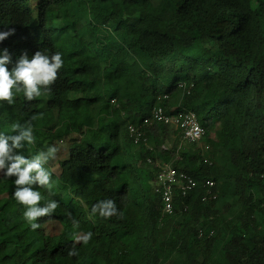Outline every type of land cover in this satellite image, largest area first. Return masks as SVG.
Returning <instances> with one entry per match:
<instances>
[{"label":"trees","instance_id":"16d2710c","mask_svg":"<svg viewBox=\"0 0 264 264\" xmlns=\"http://www.w3.org/2000/svg\"><path fill=\"white\" fill-rule=\"evenodd\" d=\"M95 1L100 25L117 36L99 43L100 54L95 46L74 48L76 37L83 41L78 32L87 31L71 17L64 21L73 33L59 48L51 17L65 19L73 0H40L35 26L25 0H0V31L14 29L0 42L9 69L37 50L60 52L64 61L50 92L0 102V132L43 114L31 121L39 150L16 151L27 158L69 143L58 174L46 165L52 188L38 189L59 207L35 231L12 197L15 178L0 175V264H264V0ZM157 106L193 112L204 137L186 143L172 126L154 124L134 145L128 127ZM47 112L55 118L49 126ZM99 120L103 141L95 140ZM121 142L135 148L132 163L112 154ZM156 162L213 181L217 198L203 201L207 190L199 185L186 197L176 193L174 213L163 216L160 197L146 187ZM105 199L122 219L92 213ZM51 223L61 231L48 234ZM89 231L91 241L68 256L74 235Z\"/></svg>","mask_w":264,"mask_h":264},{"label":"clouds","instance_id":"9594fccd","mask_svg":"<svg viewBox=\"0 0 264 264\" xmlns=\"http://www.w3.org/2000/svg\"><path fill=\"white\" fill-rule=\"evenodd\" d=\"M12 34L14 29L0 31V42ZM10 63L12 60L7 49L0 50V102L11 106L18 94H22L26 101L31 102L50 92L64 61L60 52L49 55L45 51L37 50L31 58L26 53L21 54L11 69L7 67ZM42 115H33L30 120L13 124L11 134L0 132V175L4 178H15L12 197L17 204L23 206V219L33 231L41 227L37 223L40 218L51 216L59 207L58 201L52 198L45 200L38 190L52 188V174L46 165L56 158L59 149L50 145L46 150L27 158L16 151L35 143L31 121L42 118ZM91 211L105 219L113 216L123 218V212L118 210L116 202L112 199L96 202ZM71 223L73 229L80 227L75 219H72ZM92 236L90 231L76 233L67 255L78 256L76 244H88Z\"/></svg>","mask_w":264,"mask_h":264},{"label":"rangeland","instance_id":"374dc122","mask_svg":"<svg viewBox=\"0 0 264 264\" xmlns=\"http://www.w3.org/2000/svg\"><path fill=\"white\" fill-rule=\"evenodd\" d=\"M27 2V5L30 8L31 11V17H32V21H33V25H36V19H37V5L38 2L40 0H25ZM96 8V1L95 0H73V3H71L70 5H68L65 8V11H67V15L65 16V19L59 17L57 14H53L54 16L51 17L53 18L54 22H53V29H54V33H55V40L59 46V48L63 49L65 47V41L67 39V37L72 34L73 32V28L71 29H67L65 28L66 25V21L64 20H68L70 17L72 18L73 23L75 24H82V26L85 28V30L87 32H78L79 34L84 35L83 36V41L81 42L79 37L75 38L74 42H73V46L74 48H78L84 45V47H89L91 48L92 46H95V51H97L96 53L100 54L101 50H103L102 48H100L99 43L102 42H114L115 40H117V36L114 32H112V30L110 29L111 27H107V26H101L100 25V19L102 18V15H99L98 18L94 15V10ZM110 26V25H109ZM79 29V27H78ZM84 33V34H83ZM94 36V40L93 37ZM82 37V36H81ZM93 51V52H95ZM22 94H18L17 97H22ZM39 98V97H38ZM55 105L58 104V98H53ZM55 113L54 115H57L56 110H54ZM46 124L52 125L53 122L55 121L54 116L52 115L51 112H47L46 114ZM66 117H64L63 115H61V113H59V120H65ZM4 121V117L0 116V122ZM41 128V125H40ZM11 134V132L9 133ZM78 136L76 134H72L70 137V140L73 141L75 138H77ZM211 137L214 138V133L211 134ZM103 126L101 121H98V125H97V129L95 131V140L97 141H103ZM37 143H39V141H35L34 144H31L35 149L39 150V147L36 145ZM71 143V142H70ZM59 145H57L56 147L59 149L58 147ZM63 146V147H62ZM69 143L68 141H65L63 145H61L56 158L54 160H51L47 166L50 168V170L54 173V174H58V162L66 157L68 155V148ZM114 147H112V154L115 156H121L124 155L123 158L120 157V159L122 160V163L124 162H129L132 163V159H131V148L132 146L129 143H120L118 146L112 145ZM23 153H26L27 155H30V145H26L23 149H22ZM133 152V151H132ZM119 159V160H120ZM120 160V161H121ZM144 167H146V165H144ZM146 187H148L149 189H152L154 187V182H148L146 183ZM46 232L48 234H57L61 231V227L60 225L56 224V223H51L46 225L45 227ZM159 253L161 255L162 251L159 249Z\"/></svg>","mask_w":264,"mask_h":264},{"label":"built area","instance_id":"2783aa9c","mask_svg":"<svg viewBox=\"0 0 264 264\" xmlns=\"http://www.w3.org/2000/svg\"><path fill=\"white\" fill-rule=\"evenodd\" d=\"M179 87L184 88L183 85ZM154 124L172 126L186 143L199 142L205 133L193 112L184 111L168 114L161 106H157L152 111L149 119L143 120L138 126L130 125L128 127V134L133 144L139 145L144 140V130L152 127ZM148 163L153 164L150 159H148ZM154 167L157 169V174L154 180L153 191L160 197L163 216L174 213L176 193L182 197H186L191 190L197 188L199 185L207 190V195L203 197V201L208 199L215 200L217 198L211 191L214 187V182L211 180L204 182L196 181L186 172L179 171L171 164L165 162H156Z\"/></svg>","mask_w":264,"mask_h":264},{"label":"crops","instance_id":"0c3cea01","mask_svg":"<svg viewBox=\"0 0 264 264\" xmlns=\"http://www.w3.org/2000/svg\"><path fill=\"white\" fill-rule=\"evenodd\" d=\"M122 143H124V142H122ZM112 147H114V146H112ZM112 147H111V149H113ZM130 150H131V152H130V153H131V157H132V155L134 154L133 152L135 151V148H134V147H132ZM132 151H133V152H132Z\"/></svg>","mask_w":264,"mask_h":264}]
</instances>
